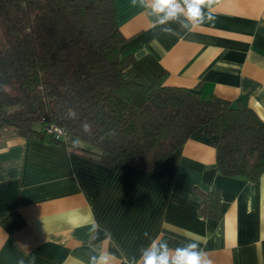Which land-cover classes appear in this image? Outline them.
<instances>
[{
	"label": "crops",
	"instance_id": "obj_1",
	"mask_svg": "<svg viewBox=\"0 0 264 264\" xmlns=\"http://www.w3.org/2000/svg\"><path fill=\"white\" fill-rule=\"evenodd\" d=\"M113 2L127 39L120 52L134 56L136 81L163 75L165 85L244 104L264 120V0H215L212 22L191 32L168 25L175 34L131 0ZM64 143L0 132V264H89L93 247L123 264L152 239L198 242L212 264H264V172L255 181L221 174L203 131L149 171L99 163L71 135ZM214 186L216 219L197 211L198 190ZM12 212L24 222L10 232L1 221Z\"/></svg>",
	"mask_w": 264,
	"mask_h": 264
},
{
	"label": "trees",
	"instance_id": "obj_2",
	"mask_svg": "<svg viewBox=\"0 0 264 264\" xmlns=\"http://www.w3.org/2000/svg\"><path fill=\"white\" fill-rule=\"evenodd\" d=\"M126 40L113 0H0L1 132L34 140L47 134L59 147L71 135L99 163L149 171L203 131L221 174L257 180L264 120L244 104L165 85L163 75L136 81L134 56L120 52ZM198 194V213L218 218L217 187ZM23 222L18 212L1 221L10 232Z\"/></svg>",
	"mask_w": 264,
	"mask_h": 264
},
{
	"label": "clouds",
	"instance_id": "obj_3",
	"mask_svg": "<svg viewBox=\"0 0 264 264\" xmlns=\"http://www.w3.org/2000/svg\"><path fill=\"white\" fill-rule=\"evenodd\" d=\"M215 0H131L133 7H141L155 18V25L162 26V31L175 34L168 25L178 23L180 28L191 32L194 28L212 22L215 17L211 7ZM205 8L208 9L205 12ZM84 131H89V125H83ZM79 141H74L78 144ZM99 224L93 220L92 232L98 233ZM105 238L111 240V233L105 229ZM145 237L148 233H144ZM95 238V236L93 237ZM95 253L90 256L89 264H115L117 257L102 248L93 247ZM23 264V262H21ZM123 264H212L198 242H188L182 246L171 247L167 240L152 239L140 249L137 259L125 257Z\"/></svg>",
	"mask_w": 264,
	"mask_h": 264
},
{
	"label": "built area",
	"instance_id": "obj_4",
	"mask_svg": "<svg viewBox=\"0 0 264 264\" xmlns=\"http://www.w3.org/2000/svg\"><path fill=\"white\" fill-rule=\"evenodd\" d=\"M50 131L54 132L57 136L65 134L64 130L62 128H59V127H53L52 129H50Z\"/></svg>",
	"mask_w": 264,
	"mask_h": 264
},
{
	"label": "rangeland",
	"instance_id": "obj_5",
	"mask_svg": "<svg viewBox=\"0 0 264 264\" xmlns=\"http://www.w3.org/2000/svg\"><path fill=\"white\" fill-rule=\"evenodd\" d=\"M0 132H1V130H0Z\"/></svg>",
	"mask_w": 264,
	"mask_h": 264
}]
</instances>
